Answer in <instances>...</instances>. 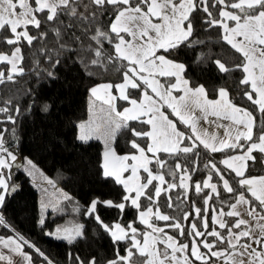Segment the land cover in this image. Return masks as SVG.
<instances>
[{
  "label": "snow or ice",
  "instance_id": "6c2138e0",
  "mask_svg": "<svg viewBox=\"0 0 264 264\" xmlns=\"http://www.w3.org/2000/svg\"><path fill=\"white\" fill-rule=\"evenodd\" d=\"M73 29L94 42L87 51L97 74L119 78L89 89V119L76 125L77 141L103 144L102 176L123 189L119 203L97 197L83 213L117 249L105 264H264V0H0V44L11 47L10 54L0 52V65L8 66L0 68V84L25 73V44L35 48L40 42L37 51L55 68L72 50L64 37ZM200 30H218L217 42L238 54L231 67L212 62L230 81L215 89V98L205 85L194 86L187 66L172 58L182 47L204 44L194 38ZM70 38L80 40L75 31ZM235 72L241 73L238 81ZM233 89L253 109L238 105ZM9 110L0 107V113ZM7 119L15 123L13 116ZM121 135L129 146L125 154L114 147ZM16 160L0 132V209L18 188L3 171ZM35 170L27 160L28 175ZM99 205L117 209L121 219L105 223ZM40 208L41 227L45 210L61 211L59 201L42 200ZM129 209L135 217L124 224ZM0 226L13 233L0 236V249L7 250L0 251V264H33L25 249L54 264L2 212ZM45 235L72 245L85 238L84 225L57 226ZM74 261L99 264L94 256L85 261L76 255Z\"/></svg>",
  "mask_w": 264,
  "mask_h": 264
},
{
  "label": "trees",
  "instance_id": "16d2710c",
  "mask_svg": "<svg viewBox=\"0 0 264 264\" xmlns=\"http://www.w3.org/2000/svg\"><path fill=\"white\" fill-rule=\"evenodd\" d=\"M72 31L80 36V40L70 38ZM194 38L204 40L205 43L193 48L182 47L178 55L172 58L187 66V78L194 86L205 85L210 98H215V89L228 86L230 81L228 75L218 73L212 62L219 59L231 67L237 62L233 58L238 54L223 42H217L218 30L209 32L200 30ZM64 40L72 50L60 56V63L55 68H52L37 51L40 42H34L35 48L24 45L25 73L17 76L15 82L0 84V107L7 106L10 109L8 112L0 113V132L4 133L5 147L12 151L17 159L27 158L33 161L71 199L61 200V211L49 212L45 226H39V193L26 173L21 169L12 168L8 182L10 185H17L18 188L6 200L0 212L17 233L22 234L39 248L54 264H75L76 255L85 261L94 256L99 264H105L107 260L115 258L117 249L110 236L96 224L94 218H86L83 213L90 202L97 197L102 201L113 200L119 203L123 189L111 178L105 179L102 176L100 164L103 144L96 140L88 144L77 141L76 125L88 118L89 89L109 80L119 82V78L116 74H97L96 68L89 64L92 56L87 51L88 45H94V42L82 35L79 30H70ZM53 41L54 38L50 35L49 46L53 45ZM10 51V46L0 44V52L10 54ZM52 55L55 57V53ZM198 57H200L199 62H197ZM37 60L39 64L36 63ZM7 67L0 65L5 71ZM45 69L53 71L54 77H48ZM89 72L94 74L89 75ZM231 76L238 81L241 73L235 72ZM21 88L27 90L23 97L18 101L10 98L9 93L12 90ZM233 96L238 105L253 109L250 102L241 100L236 95L234 89ZM7 100H11L10 105H5L4 102ZM120 103L127 105L126 102ZM17 106L20 108L19 114L15 111ZM45 106L47 111L43 110ZM9 115L14 117V124L7 119ZM256 115L259 117L260 114L256 112ZM133 124L136 126L134 122ZM13 129L15 136L12 134ZM127 138L133 137L128 133ZM114 147L118 154H125L129 150L124 135L118 137ZM220 158L222 154H216V159ZM206 159L207 157H204L201 160V167ZM203 175L204 173L201 172L195 178L199 180ZM78 206L79 212L76 211ZM98 213L107 224L121 219L117 209L103 205L98 206ZM134 217V210L129 209L123 214L122 223L127 224ZM74 223L84 225L85 238L77 240L72 245L45 235V232L52 231L57 226L70 227ZM12 234L9 229L0 226V236ZM124 247L123 243L119 246L122 255ZM25 250L31 252L33 264H46V261L34 250ZM69 253L72 254V260L69 259ZM139 259L138 256L134 257V260Z\"/></svg>",
  "mask_w": 264,
  "mask_h": 264
},
{
  "label": "rangeland",
  "instance_id": "374dc122",
  "mask_svg": "<svg viewBox=\"0 0 264 264\" xmlns=\"http://www.w3.org/2000/svg\"><path fill=\"white\" fill-rule=\"evenodd\" d=\"M27 158H23V159H17L16 161H10L11 163V168L9 169H4V173L6 175V177H10V170L12 168H18L21 169V171H23L24 173H26V175L29 177L31 184L34 186V188L37 190V192L39 193V209H40V217L41 218V201L42 200H49L53 203H55L56 201H61L64 199V195L66 194L62 189H60L59 187L56 186L54 180L48 178L40 169L39 167L36 165V170H35V174L34 176H29L28 173L25 171V165L27 162ZM41 173L43 175H41ZM45 177H47L48 179L53 181L52 185H49L46 183L45 181ZM47 189V191L45 192L44 190ZM67 195V194H66ZM49 212L51 211V208H48L47 210L44 211L43 216L46 219L47 215ZM39 221V220H38ZM51 237V236H50ZM53 238V237H52Z\"/></svg>",
  "mask_w": 264,
  "mask_h": 264
},
{
  "label": "crops",
  "instance_id": "0c3cea01",
  "mask_svg": "<svg viewBox=\"0 0 264 264\" xmlns=\"http://www.w3.org/2000/svg\"><path fill=\"white\" fill-rule=\"evenodd\" d=\"M27 90L25 88H21V89H16V90H12L10 93H9V96L10 98H12L13 100L15 101H18L21 97H23L25 94H26ZM90 102V101H89ZM123 102V101H121ZM99 105V102H97V106ZM127 106V105H126ZM89 119V115H88V118L87 120ZM86 120V121H87ZM85 122V121H84ZM205 127H207V125H204ZM180 128L181 130H185L187 131L186 129H184V127L182 125H180ZM214 130V129H213ZM222 131V130H221ZM101 161H102V157H101ZM163 223V222H161ZM0 251H7V250H4V249H0Z\"/></svg>",
  "mask_w": 264,
  "mask_h": 264
}]
</instances>
